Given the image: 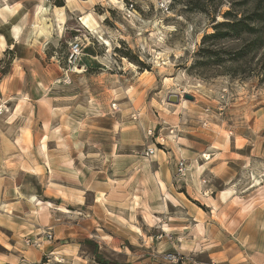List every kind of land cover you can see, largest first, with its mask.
<instances>
[{"label":"rangeland","instance_id":"374dc122","mask_svg":"<svg viewBox=\"0 0 264 264\" xmlns=\"http://www.w3.org/2000/svg\"><path fill=\"white\" fill-rule=\"evenodd\" d=\"M120 2L123 10L94 5L119 35L111 53L83 48L76 68L85 71L68 77L83 76L76 87L64 83L67 55L50 41L43 58L0 54V154L17 144L24 169L33 163L54 180L38 188L53 206L30 217L57 232L75 228L85 213L62 202L82 201L76 185L87 175L114 174L110 208L131 222L130 240L111 244L121 252L90 240L86 256L97 263L264 264V0ZM228 9L255 12L254 31L205 40Z\"/></svg>","mask_w":264,"mask_h":264},{"label":"crops","instance_id":"0c3cea01","mask_svg":"<svg viewBox=\"0 0 264 264\" xmlns=\"http://www.w3.org/2000/svg\"><path fill=\"white\" fill-rule=\"evenodd\" d=\"M2 14L5 15L0 9V15ZM18 15L17 17L9 15L11 21L16 17L13 23L17 21ZM0 33L5 34L10 43L13 42L7 35L8 26L0 29ZM5 52L13 53L19 61L34 59L36 54L30 53V50L26 48L22 49L19 45L5 49L3 53ZM6 140L10 143L14 141V139ZM0 141L3 142L2 137ZM6 147L8 151L2 150V155L0 154V264H36L43 255L47 254L58 258L53 264H99L93 256H86L89 252L85 249V245L91 241L97 248L110 246L112 250L118 249L121 252L123 247L121 242H116V246L111 244L119 241L118 236H124L125 240H130V234L126 232L131 231L128 228L131 222L115 214L110 208L118 205L115 200L119 198L120 192V180L114 174L106 175V180V176L101 173L91 177L87 175L82 183L76 185L81 187L79 190L82 192V201L72 203L63 201L62 203L71 209L81 210L85 215L79 219L75 228L57 232L49 219L36 222L30 217L36 206L37 209L42 210L41 212L45 208L49 212L53 206L50 202L43 206V202L39 200L38 188L44 191L48 182L54 180L45 171L44 173L33 171V163H27L31 170L24 169L22 166L25 164L19 160L21 151L17 144H6ZM37 165L43 166L40 163ZM65 185L69 184L65 183ZM109 210L112 216L122 217L128 225L124 223L121 225L122 223H119L117 219L109 217L107 214ZM45 232L52 233L51 240L45 238ZM121 232L124 235H121ZM26 238L37 240L39 245H25Z\"/></svg>","mask_w":264,"mask_h":264},{"label":"clouds","instance_id":"9594fccd","mask_svg":"<svg viewBox=\"0 0 264 264\" xmlns=\"http://www.w3.org/2000/svg\"><path fill=\"white\" fill-rule=\"evenodd\" d=\"M97 3H103L106 8H124L120 0H11V3L10 0H0V9L5 13L0 18V29L8 26L7 35L13 41L10 43L6 35L0 33V54L19 45L22 49L30 50V53H40L43 58L44 45L50 41L55 49L68 56L69 66L64 83L76 87V81L84 82L83 76H72L71 80L68 77L72 73L85 71L84 68L75 67L78 59L84 55L83 48L92 44L100 51L101 46L108 45L107 53H111L115 38L119 35V31L113 32L103 25L108 13L105 11L104 15H97L94 10ZM9 13L12 16L19 14L15 23L11 21ZM74 32L79 35L74 36ZM40 36L44 37V43H41ZM65 44L67 48L63 47ZM52 60L59 63L56 55L52 56ZM53 84L59 86L58 81Z\"/></svg>","mask_w":264,"mask_h":264},{"label":"trees","instance_id":"16d2710c","mask_svg":"<svg viewBox=\"0 0 264 264\" xmlns=\"http://www.w3.org/2000/svg\"><path fill=\"white\" fill-rule=\"evenodd\" d=\"M223 21L217 22L213 25L214 31L207 34L204 39H223L227 37H238L243 33H252L254 27L251 22L256 20L257 15L253 13H237L231 9L226 10L223 13ZM207 54H211V51L206 50Z\"/></svg>","mask_w":264,"mask_h":264},{"label":"built area","instance_id":"2783aa9c","mask_svg":"<svg viewBox=\"0 0 264 264\" xmlns=\"http://www.w3.org/2000/svg\"><path fill=\"white\" fill-rule=\"evenodd\" d=\"M81 58L78 59L77 63L75 64V67H77L79 65V61ZM66 64L67 66H69V60H68V56H66ZM2 108H0V114L2 113ZM152 154V151H151ZM185 164L183 161H178V163L176 164V171L177 173H183V171L185 170ZM45 238L47 240H51L52 239V233L51 232H45ZM25 245L30 246V245H34L37 246L39 245V242L37 240L34 239H30V238H26L24 240Z\"/></svg>","mask_w":264,"mask_h":264},{"label":"bare ground","instance_id":"6f19581e","mask_svg":"<svg viewBox=\"0 0 264 264\" xmlns=\"http://www.w3.org/2000/svg\"><path fill=\"white\" fill-rule=\"evenodd\" d=\"M204 156H207V155L205 154ZM160 183H161L162 187H164L163 186L164 183L163 182H160ZM230 193H231V190H229V189L221 191L220 194H219L220 195V199L221 200H226V198L228 197V195ZM50 206H52V205L50 204ZM55 209L58 210V211L64 212V213L71 212V211H68V209L60 207V206H55Z\"/></svg>","mask_w":264,"mask_h":264},{"label":"water","instance_id":"95a60500","mask_svg":"<svg viewBox=\"0 0 264 264\" xmlns=\"http://www.w3.org/2000/svg\"><path fill=\"white\" fill-rule=\"evenodd\" d=\"M185 98L191 100V99H192V96H190V95H185Z\"/></svg>","mask_w":264,"mask_h":264}]
</instances>
